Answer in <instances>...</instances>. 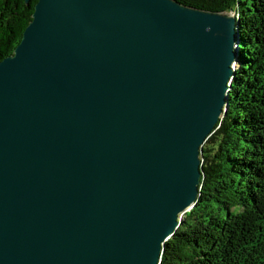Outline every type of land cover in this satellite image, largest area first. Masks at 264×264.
Listing matches in <instances>:
<instances>
[{
    "label": "water",
    "instance_id": "1",
    "mask_svg": "<svg viewBox=\"0 0 264 264\" xmlns=\"http://www.w3.org/2000/svg\"><path fill=\"white\" fill-rule=\"evenodd\" d=\"M238 46L177 0H38L0 61V264H159Z\"/></svg>",
    "mask_w": 264,
    "mask_h": 264
},
{
    "label": "trees",
    "instance_id": "2",
    "mask_svg": "<svg viewBox=\"0 0 264 264\" xmlns=\"http://www.w3.org/2000/svg\"><path fill=\"white\" fill-rule=\"evenodd\" d=\"M238 18L227 110L202 147L199 197L159 264H264V0H177ZM38 0H0V61L13 55Z\"/></svg>",
    "mask_w": 264,
    "mask_h": 264
},
{
    "label": "bare ground",
    "instance_id": "3",
    "mask_svg": "<svg viewBox=\"0 0 264 264\" xmlns=\"http://www.w3.org/2000/svg\"><path fill=\"white\" fill-rule=\"evenodd\" d=\"M236 57H237V55H236ZM235 67H236V65H233L234 71H235ZM229 86H230V83H229ZM228 93H229V89H228Z\"/></svg>",
    "mask_w": 264,
    "mask_h": 264
}]
</instances>
